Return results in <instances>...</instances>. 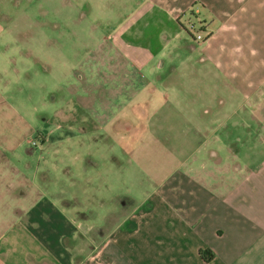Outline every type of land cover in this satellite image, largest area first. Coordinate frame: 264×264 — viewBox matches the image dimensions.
Masks as SVG:
<instances>
[{"label":"crops","instance_id":"crops-1","mask_svg":"<svg viewBox=\"0 0 264 264\" xmlns=\"http://www.w3.org/2000/svg\"><path fill=\"white\" fill-rule=\"evenodd\" d=\"M38 1L0 0V20L28 16L27 6ZM54 4L61 6L56 13L65 12L76 26L91 22L87 30L81 25L84 35L104 38L106 47L128 54L137 68L158 58L157 68H163L165 58L175 54L184 56V62L196 57L206 83L219 82L217 95L228 102L230 111L226 119L244 112V126L239 136L237 127L228 128L225 119L221 121L195 146L200 157H186L163 173L141 205L130 206L118 195L116 209L101 212L97 246L92 249L85 243L82 251L73 243L78 223L47 197L36 175L28 172V161L19 166L10 162V153L22 148L27 155L34 153L27 136L36 130L21 134L11 147L0 142L1 263L264 264V0ZM185 22L199 30L201 41L194 40ZM18 33L23 37L31 32ZM11 48L0 47V52ZM148 84L157 85L155 79ZM5 101L0 93L8 112H19ZM200 250H209L213 257L205 261Z\"/></svg>","mask_w":264,"mask_h":264},{"label":"rangeland","instance_id":"rangeland-1","mask_svg":"<svg viewBox=\"0 0 264 264\" xmlns=\"http://www.w3.org/2000/svg\"><path fill=\"white\" fill-rule=\"evenodd\" d=\"M57 6L61 10L54 0H40L27 6L28 16L0 20V47L12 46L0 52V93L19 110L8 112L0 102V142L11 147L36 130L27 136L36 142L34 153L22 148L10 153V162L28 161L47 197L78 223L73 243L82 251L85 243L97 246L101 212L114 209L118 195L141 205L163 173L200 157L195 146L221 121L241 136L244 112L226 119L219 82L206 83L196 57L184 62L175 54L163 68H157L161 58L137 68L104 38L84 35L80 29L91 22L76 26ZM18 29L31 33L20 37ZM154 79L157 85H149Z\"/></svg>","mask_w":264,"mask_h":264},{"label":"built area","instance_id":"built-area-1","mask_svg":"<svg viewBox=\"0 0 264 264\" xmlns=\"http://www.w3.org/2000/svg\"><path fill=\"white\" fill-rule=\"evenodd\" d=\"M187 28H188V30H189L190 32H192V34H193V36H194V40H196V41H201V40L203 39L202 34L199 32V30H196V29L194 28V25H193V24L189 23V24L187 25ZM29 145H30V148L33 149V148L36 146V142H35V141H32V142L29 143Z\"/></svg>","mask_w":264,"mask_h":264},{"label":"trees","instance_id":"trees-1","mask_svg":"<svg viewBox=\"0 0 264 264\" xmlns=\"http://www.w3.org/2000/svg\"><path fill=\"white\" fill-rule=\"evenodd\" d=\"M200 255L205 261H208L213 257L212 253L209 250H200Z\"/></svg>","mask_w":264,"mask_h":264}]
</instances>
